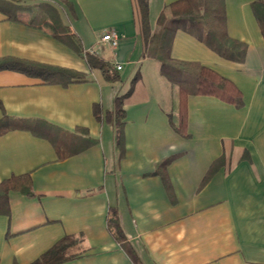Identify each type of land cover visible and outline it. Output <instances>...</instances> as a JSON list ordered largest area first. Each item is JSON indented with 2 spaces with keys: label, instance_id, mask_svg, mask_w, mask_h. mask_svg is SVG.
Masks as SVG:
<instances>
[{
  "label": "crops",
  "instance_id": "0c3cea01",
  "mask_svg": "<svg viewBox=\"0 0 264 264\" xmlns=\"http://www.w3.org/2000/svg\"><path fill=\"white\" fill-rule=\"evenodd\" d=\"M20 1L33 8L0 11V57L86 75L62 84L0 69V119L21 123L0 134V264H29L65 235L77 238L75 257L60 264H135L107 227L110 207L137 264H264V39L254 0H222L228 36L246 45L241 62L183 29L174 33L172 58L213 69L243 98L237 107L187 95L184 128L179 86L145 56L132 0ZM174 1L148 0L151 29ZM39 3L56 16H39L38 26L30 18ZM58 25L85 51L120 63L116 78L69 47ZM108 30L118 34L114 48L100 39ZM122 94L118 149L105 114ZM20 176L31 194L5 187Z\"/></svg>",
  "mask_w": 264,
  "mask_h": 264
},
{
  "label": "trees",
  "instance_id": "16d2710c",
  "mask_svg": "<svg viewBox=\"0 0 264 264\" xmlns=\"http://www.w3.org/2000/svg\"><path fill=\"white\" fill-rule=\"evenodd\" d=\"M132 1L139 19V32L143 39L145 56L155 59L167 79L176 82L179 86L181 98L179 126L181 128L185 126L184 99L187 95L213 96L237 107L243 104L242 93L231 80L198 62L174 59L170 55L173 35L177 30L183 29L200 39L221 57L235 62L244 60L246 45L228 36L222 0H176L159 13L153 29L149 25L148 0ZM24 3L26 2L20 0H0V11L14 16L19 10L33 8V6ZM250 7L264 39V0H254L250 3ZM44 14H52L54 18L56 16V13H51L46 4L39 3L35 6L30 22L39 26L41 22L39 16L44 17ZM60 27L58 25L60 37L69 47L84 57L91 67L100 69L107 80L116 78V73L113 71L115 67L109 61H104L93 53L85 51L76 33L71 32L66 26L61 29ZM0 69L19 70L46 82L62 84L85 80L86 75L84 72L67 67L9 56L0 57ZM125 96L126 94L117 95L114 98L112 110L105 114V118L113 124L115 143L118 149L122 147ZM94 112L97 117H100L97 106L94 107ZM20 125L21 123L17 120L3 116L0 119V134ZM93 142V140L87 139L86 144ZM64 155L65 153L60 152V156ZM221 162V158L215 159L211 170L219 166ZM26 178L24 176L12 177L10 181H6L5 187L20 184L21 188H25L27 194H31L29 181ZM107 227L113 238L120 243L132 261L137 264L136 254L125 237L117 211L113 207H110L107 213ZM76 242L77 238L65 235L29 264H60L70 260L75 257L70 253V248Z\"/></svg>",
  "mask_w": 264,
  "mask_h": 264
},
{
  "label": "built area",
  "instance_id": "2783aa9c",
  "mask_svg": "<svg viewBox=\"0 0 264 264\" xmlns=\"http://www.w3.org/2000/svg\"><path fill=\"white\" fill-rule=\"evenodd\" d=\"M100 39L109 43V45L114 48L118 43V34L115 31L108 30L100 36ZM89 53H93V51L89 50ZM114 67L116 70H119L121 69V64L115 62Z\"/></svg>",
  "mask_w": 264,
  "mask_h": 264
}]
</instances>
